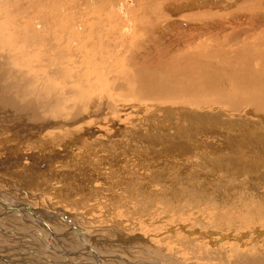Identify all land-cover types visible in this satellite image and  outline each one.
Wrapping results in <instances>:
<instances>
[{
  "label": "rangeland",
  "instance_id": "1",
  "mask_svg": "<svg viewBox=\"0 0 264 264\" xmlns=\"http://www.w3.org/2000/svg\"><path fill=\"white\" fill-rule=\"evenodd\" d=\"M255 36L264 37V0H0V91L20 107L16 114L0 108V203H29L54 216L62 208L91 247L123 250L134 264H229L253 247L264 255V111L156 103L137 92L131 75L155 73L158 58L178 47L204 45L209 53L223 41L232 52ZM28 111L48 124L36 138L25 133ZM8 160L34 167L33 182L14 177ZM44 221L47 231L59 230ZM57 221L64 244L88 245L74 237L72 222ZM221 251L225 263L211 257ZM31 258L12 264L62 261L52 246Z\"/></svg>",
  "mask_w": 264,
  "mask_h": 264
},
{
  "label": "bare ground",
  "instance_id": "2",
  "mask_svg": "<svg viewBox=\"0 0 264 264\" xmlns=\"http://www.w3.org/2000/svg\"><path fill=\"white\" fill-rule=\"evenodd\" d=\"M256 36H259V35H256ZM256 36H255V38H257ZM195 38H196L195 36L190 37V41L194 40ZM258 38H257V40H258ZM219 41H217V42H219ZM245 41H247V43ZM245 41L241 40L238 43L239 47L237 46L236 49L232 50V52H229L228 51L229 49L228 50H224L225 48L222 49L223 46L227 43V42L223 43V41L219 42V45L221 44L220 47H222V48L215 47L216 50H210V52L208 51L209 53L202 52L205 49L204 45H194V47L192 49L189 48V47H184V48L178 47V49L180 50L179 53L172 55V57H170L169 59H163L165 57H163L162 59H161V57H159V58L157 57L162 62L159 63L161 66L159 64H157L154 67L155 71H156L155 73H151V72L146 73L145 71H141V70H138V69L137 70H133L131 75H132L133 78H135V79L137 78V80H138V83H137V86H136L137 87L136 90L141 95L149 96L148 98H150V96L152 95L151 98L155 99L156 103H161V104H171V103H173V104H181V105L186 104V105H191V106L192 105H194V106L197 105V106H201V107H205V108L206 107H208V108L212 107L213 105H215V106H226L232 112L237 111L242 104H246L248 106L255 107V110L257 112H263L264 111V37H263V39H260L257 42H253V43H255V45L253 43H251V42L248 43V39L245 40ZM190 44H192V43L190 42ZM259 44H261V45H259ZM226 45H228V43ZM253 46H256V47H253ZM231 48H233V47H231ZM207 49H208V47H207ZM174 51H177V47H176V49H174ZM228 53H230V54H228ZM182 60H184V63H182V65H179V62L182 61ZM7 91H9V90H7ZM3 92H5V90H1L0 91V94H1L0 95V108L1 107L4 108V106L11 107L10 110H11L12 114H16L18 108H20V107L17 106V103H16V100L14 98V95H10L9 96L8 93L5 94ZM87 106H89V105H87ZM48 109H49V107H48ZM165 110L168 113L170 111V109H168V110L165 109ZM1 113H0V120L3 119L2 118V114H4V113H2V114ZM180 113H183V112L180 111ZM34 114L35 113L33 111H32V113L29 112V116H28L29 117V125L27 126L29 128L25 132V133H28V134L29 133L32 134V136H31L32 138H36L35 136L38 135L40 132H42V130L45 129L48 126L47 122L40 121L39 117L35 116ZM248 114H250V112ZM4 115H3V117H4ZM27 115H28V113H27ZM225 115H226V113H225ZM7 116H5V117L7 118ZM167 117H168V115H167ZM167 117H166V119H167ZM236 118H238V117L236 116ZM262 118H264V117H262ZM6 120H8V119H6ZM190 121H192V119H190ZM200 121H203V120H200ZM11 124H13V123L11 122ZM14 125H16V124H14ZM153 126H154V124H153ZM170 126H172V125H170ZM259 127L262 128L263 125H262V127L261 126H259ZM3 128H4V126H3ZM242 129L243 128H239L240 131H242ZM92 130H94V129H92ZM188 133H189V131H188ZM246 133L249 134L250 132L248 133L246 131ZM239 134H241V133H239ZM250 136L252 137V135L249 134L247 139H249ZM260 136L261 135H259V137ZM139 140H140V138H139ZM257 140H259V139H257ZM190 141L191 140L188 139V141H187L189 143L188 146L192 147L193 144H191ZM242 141H243V139H242ZM228 142L229 141H227V144H228ZM250 143H251V141H250ZM125 144L126 143H124V147H125ZM240 144H242V142ZM259 144H260L261 147H258V148L260 150L264 149V141L261 142V143L259 142ZM259 144L257 146H259ZM228 146L229 145H227V147ZM241 146H239V147H241ZM180 148L182 149V147H180ZM259 149H258V151H260ZM145 150H146V148H145ZM228 150L230 151V149H228ZM221 151H223V150H221ZM86 154H88V153L86 152ZM159 155H160V153H159ZM262 157H263V155H262ZM172 159H174V158H172ZM28 160L29 161H34L33 156L29 157ZM258 161H259L258 163L261 162L260 160H258ZM263 161H264V159H263ZM173 162L174 161H172V163ZM4 163H5V160L3 158H1L0 159V166H2V164H4ZM12 163L13 162L11 160H8L7 168L10 167L11 168V172L13 174H16V176H14V177H17L19 179L21 178L22 180H24L27 183L31 184L33 181L30 180V175L32 174V172L35 171V168L31 167V166H21V167L19 166L18 167L17 165L12 164ZM112 163L114 164V162H112ZM166 164H167V162H166ZM166 164H165V166H166ZM115 165H116V163H115ZM88 166H89V164H88ZM121 166H122V164H121ZM138 166H140V165H138ZM172 166L175 167V165H172ZM262 167L264 168V166H262ZM2 168H0V169H2ZM33 168H34V170L31 171ZM164 170L165 169H163V172H164ZM0 171H2V170H0ZM116 171H117V169H116ZM178 171H180V170H178ZM4 172H5V169H4ZM121 173H123V172L121 171ZM156 173H158V172H156ZM161 173L162 172L160 171L159 174L162 175ZM171 173L172 172H170V174ZM176 173H177V171H176ZM182 173H184V172H182ZM163 179H164V177H163ZM1 198L3 199V197H0V201H1ZM164 198H165V195H164ZM37 212H39L41 215L38 214ZM37 212L29 203H27V205H25V204L18 203V201L14 202V200L13 201L5 200L3 203L2 202L0 203V264H12V262L15 261V260H17L16 262H19V261H23L26 258L29 261L33 262L32 258H31L32 251L46 250L49 246H52L54 248L55 252H57L58 255H60V259H62L61 263H53V264H66V263L67 264H76L74 259L72 258L73 256H76V258H78L77 260H79V263L81 262V264H93L94 261L97 264H134L130 259L127 258L128 256L126 257V254L124 255L123 250L120 251V253L119 252L118 253L114 252V250H112V249H104V251H102L104 247H103V245L101 243H100L101 248H100V246L97 245V249H99V250H95L93 246L91 247V245H90V235L88 233L78 229L77 226L75 225V223L72 220H70V215L67 212L65 214L64 209L58 208V214L55 215V216L52 213H51L52 215H50L49 213H46V212H42L41 213V210H39ZM81 212H82V210H81ZM22 215H24V217L27 218V220L28 219L32 220L35 223L34 226L29 227L27 225V223L22 220V218H21ZM84 215H86V214H84ZM41 216H43V217H41ZM56 216L60 217L62 219H65L66 222H72V224L76 226V228H74L75 229L74 232L78 234V235H75L74 237H76V239H78V240L79 239H81V240L86 239L88 241V242L86 241V243H88V245L83 246V245L77 244V246H75V245L74 246H70L72 244H70L69 241H65V244H66V242L68 243L67 245H65L64 242L61 240L62 231H64L65 229H63L62 226H59V224L57 223L58 221H57V217ZM44 219H49V220L53 221L54 223H56V225H57L59 230L52 228V232L47 231L46 227H48V228H50V227L46 224ZM108 220L110 221L111 219H108ZM66 230L67 231H65V233L67 234L72 229H66ZM17 231H21V232H17ZM115 231H116V229H115ZM56 232H59V234L56 233ZM110 233H112V232H110ZM136 233L138 235V232H136ZM121 234H123V233H121ZM37 235L41 236L40 238H44V239H38V238L36 240L28 239V237H34L35 238V237H37ZM140 235H138V236H140ZM110 236H111V234H110ZM117 236H119V235H117ZM138 236H136V237L138 238ZM74 237L73 238L70 237V238L74 239ZM130 237H132V236H130ZM82 238H84V239H82ZM129 240L132 241L131 239H129ZM134 240H136V239H133V241ZM219 240L220 239H218V241ZM40 241H41V243H44L46 245H43V244H40V243L37 244V242H40ZM57 241L60 244H62V246H59L57 244ZM72 241H76V240H71V242ZM79 242H81V241H78L77 243H79ZM253 243H256L255 245L258 244L257 241H255ZM253 243H250V245L248 244L249 247ZM128 244H129V242H128ZM214 244H216V241H215ZM261 244H263V243H261ZM138 245H139V243H138ZM255 245L253 244L251 247H253ZM118 246H119V244H118ZM127 246L129 247V245H127ZM237 246H235V247H237ZM246 246H245V248H246ZM257 246H259V244ZM131 247L134 248L133 246H131ZM249 247L247 246V248H249ZM140 249H141V247H140ZM129 250H128V252H130ZM212 250L211 251L209 250V251L210 252H215L214 251V246H213ZM236 250L239 251L238 249H236ZM138 251H140V250H138ZM219 252H220V249H219ZM240 253H242V251L236 253V255L238 257H233L229 264H264V255H258V254L263 253L262 249L260 250L258 247H253L252 250H249V253L252 256H248L246 254L247 252L246 253L244 252L245 254L242 253V254H244V256L242 254H240ZM255 253L257 254V256H256ZM144 254H145V252H144ZM44 255H46V254L44 253ZM147 257H145L144 260H146ZM153 257H155V256H153ZM211 257L212 258L213 257H217L216 258L217 261H221V263H225L222 251L219 254L217 253L215 255H211ZM83 258H85V259H83ZM136 259H138V260H136V262H138L139 258H136ZM168 261L170 262V261H172V259H170V258H166L165 259V262L167 264H172V262L169 263ZM165 262L161 261L158 264H166ZM141 263H139V264H141ZM143 264H149V263L145 262ZM156 264H157V261H156Z\"/></svg>",
  "mask_w": 264,
  "mask_h": 264
},
{
  "label": "crops",
  "instance_id": "3",
  "mask_svg": "<svg viewBox=\"0 0 264 264\" xmlns=\"http://www.w3.org/2000/svg\"><path fill=\"white\" fill-rule=\"evenodd\" d=\"M118 242H121V241H118ZM196 250H198V248L196 249ZM162 261V260H161ZM161 261H159V263L161 262ZM164 262V261H163ZM158 264V263H157Z\"/></svg>",
  "mask_w": 264,
  "mask_h": 264
}]
</instances>
